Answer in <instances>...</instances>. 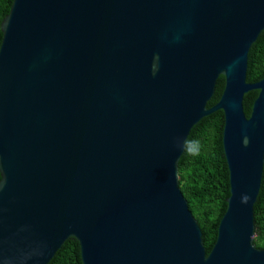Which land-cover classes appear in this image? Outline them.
<instances>
[{
	"label": "water",
	"instance_id": "95a60500",
	"mask_svg": "<svg viewBox=\"0 0 264 264\" xmlns=\"http://www.w3.org/2000/svg\"><path fill=\"white\" fill-rule=\"evenodd\" d=\"M0 34V264L69 237L81 264H264V75L245 80L264 0H11ZM216 110L228 196L205 254L179 143Z\"/></svg>",
	"mask_w": 264,
	"mask_h": 264
},
{
	"label": "trees",
	"instance_id": "16d2710c",
	"mask_svg": "<svg viewBox=\"0 0 264 264\" xmlns=\"http://www.w3.org/2000/svg\"><path fill=\"white\" fill-rule=\"evenodd\" d=\"M10 3L11 0H0V21L8 12ZM263 75L264 38L251 49L245 80H259ZM222 87L223 79L218 76L206 107L217 101ZM255 95L251 92L242 96L241 104L245 117L249 116ZM222 121V112L214 111L198 137L201 142L200 155H187L183 162V198L200 229L205 254L215 239L216 226L228 196L227 170L221 147ZM257 206L264 248V166ZM47 264H81L76 240L71 237L64 240Z\"/></svg>",
	"mask_w": 264,
	"mask_h": 264
},
{
	"label": "clouds",
	"instance_id": "9594fccd",
	"mask_svg": "<svg viewBox=\"0 0 264 264\" xmlns=\"http://www.w3.org/2000/svg\"><path fill=\"white\" fill-rule=\"evenodd\" d=\"M152 68H153V72H155L156 65L153 64ZM179 146L182 148V151L187 153L189 156L196 157L200 155L201 142L198 139L184 138L179 143ZM246 200H247V196L242 197V202H246Z\"/></svg>",
	"mask_w": 264,
	"mask_h": 264
}]
</instances>
